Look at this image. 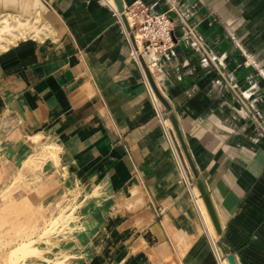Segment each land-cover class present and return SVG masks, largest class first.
<instances>
[{"label":"crops","instance_id":"0c3cea01","mask_svg":"<svg viewBox=\"0 0 264 264\" xmlns=\"http://www.w3.org/2000/svg\"><path fill=\"white\" fill-rule=\"evenodd\" d=\"M119 1L172 20L171 41L144 61L219 231L179 181L113 1L0 0V14L38 27L0 48V165L14 170L52 150L43 183L25 193L45 200V214L75 217L69 235L57 226L43 238L44 255L58 264H228L229 254L264 264V0Z\"/></svg>","mask_w":264,"mask_h":264},{"label":"rangeland","instance_id":"374dc122","mask_svg":"<svg viewBox=\"0 0 264 264\" xmlns=\"http://www.w3.org/2000/svg\"><path fill=\"white\" fill-rule=\"evenodd\" d=\"M40 144L42 145V142ZM42 151L45 150L37 149L30 158L27 157L19 165L14 166V170H11V167L8 169L6 166L0 165V171H2L0 174L1 264H27L29 256L36 258L37 262H33L34 264H58L54 261L49 262V258L44 255L46 249L43 238H48L51 234L57 235L58 231L55 229L57 226L62 227L61 231L65 230L69 235L72 232V226L75 224L72 210L65 213L64 210L60 209L61 211H56L51 215L45 214L43 209V201L45 203V200L42 198V201L38 202V196L35 197L31 193L32 197L30 198V193L28 195L25 193L27 186L43 183L40 177L44 173L46 174L47 160H51L54 156L52 150L48 153ZM47 154L49 158H46ZM24 173L34 176V181L20 180V175ZM71 197L67 195V205L64 204V206L66 205L63 207L64 209L72 205V202L69 204L71 200H68ZM60 249L59 252L63 251L64 248ZM59 264H63L62 261Z\"/></svg>","mask_w":264,"mask_h":264},{"label":"built area","instance_id":"2783aa9c","mask_svg":"<svg viewBox=\"0 0 264 264\" xmlns=\"http://www.w3.org/2000/svg\"><path fill=\"white\" fill-rule=\"evenodd\" d=\"M114 14L121 22L119 13L117 14L114 11ZM123 15L127 23V29L123 27V37L130 46L129 56L137 64L139 56H141L144 60L146 56H149L150 52L154 53L163 51L165 45L171 41L170 31L172 29V20L165 12L149 13L147 8L141 6L137 1H134L131 6L123 9ZM154 64V61L149 60V65L152 66ZM141 73L145 82L147 94L150 98V101L154 105L155 115L160 123L165 140L173 156L179 176V181L186 187L187 192L192 200V204L194 205V198L197 197V195H195L193 192V189H195V183L189 178L185 158L177 149L175 142L169 133V128L165 118L156 108L157 99L153 94L142 69Z\"/></svg>","mask_w":264,"mask_h":264},{"label":"water","instance_id":"95a60500","mask_svg":"<svg viewBox=\"0 0 264 264\" xmlns=\"http://www.w3.org/2000/svg\"><path fill=\"white\" fill-rule=\"evenodd\" d=\"M112 1H113L114 5H115L116 11L120 15V18L122 20V23H123L124 27L127 29V23L125 21L124 15H123V8L121 6L120 1L119 0H112ZM138 64H139L140 68L142 69V71H143V73H144V75L146 77V80H147V82H148L153 94L155 95L156 99L164 107V110H165L164 115L168 118V120H169V122L171 124V127H172V129H173V131L175 133V136L177 138V141L179 143V146H180L181 151L183 153V156L185 158V161H186V163H187V165H188V167H189V169H190V171L192 173L193 178L195 179V187H196V189L198 191V194H199V196H200V198L202 200V203H203L204 208L206 210V213H207V215L209 217V220H210V222L212 224V227L215 230V232L218 233L219 228H218L217 222L215 220L211 205H210V203L208 201V198L206 196L205 190H204L201 182L199 180H197L196 171H195V169H194V167H193V165H192V163H191V161L189 159V156H188V154L186 152V149L184 147L183 141L181 139V136H180V133H179V130H178V127H177V123H176L175 118H174V116H173V114L171 112V107L160 96V94L157 92L156 88L154 87V84H153V81H152V79H151V77L149 75L148 69H147V67L145 65V62H144V60H143V58L141 56L138 57ZM225 252L227 253V250H225ZM226 260H227L228 264H235L233 259H232V257H231V255H229V254H227Z\"/></svg>","mask_w":264,"mask_h":264},{"label":"bare ground","instance_id":"6f19581e","mask_svg":"<svg viewBox=\"0 0 264 264\" xmlns=\"http://www.w3.org/2000/svg\"><path fill=\"white\" fill-rule=\"evenodd\" d=\"M106 3H108V2L106 1ZM109 7L112 8L118 14V12L116 11L115 8L111 7L110 5H109ZM31 19H32V17L29 18L28 16H23V17L20 16L19 17L17 15H11L10 13H1L0 14V48L5 49V47H7V45L10 44L14 38H16V37L21 38L20 36L26 35L25 33H26L27 29H34L35 34H36V30H38V27H36V23H34L35 25L33 26V24H32L33 21ZM33 19L36 20L35 17ZM37 19H38V17H37ZM41 24H42V22H41ZM41 32H42V30L40 31V33ZM29 34H31V30H30ZM149 57H153V54L151 52L149 53ZM155 65L156 64L152 65V67H155ZM193 192L195 193V195H197V197L194 198L195 201L198 199H201L199 194H198V191L196 189H193ZM194 208L196 210L195 204H194ZM196 213H197V210H196ZM210 239L212 240V238H210Z\"/></svg>","mask_w":264,"mask_h":264}]
</instances>
